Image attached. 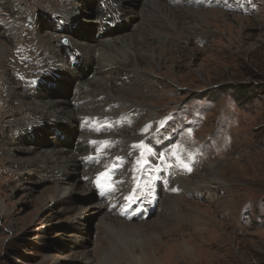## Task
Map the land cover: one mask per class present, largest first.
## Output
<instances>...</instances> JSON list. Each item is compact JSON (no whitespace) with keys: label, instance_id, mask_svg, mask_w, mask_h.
I'll list each match as a JSON object with an SVG mask.
<instances>
[{"label":"rangeland","instance_id":"obj_1","mask_svg":"<svg viewBox=\"0 0 264 264\" xmlns=\"http://www.w3.org/2000/svg\"><path fill=\"white\" fill-rule=\"evenodd\" d=\"M76 1L12 0L22 9L11 14L5 7L9 5L0 0V21L9 32L0 39V47H4L0 56V210L3 205L9 210L5 215L0 211V264H137L128 257L129 245H134L137 255L144 252L145 264H264V0H155L158 8L151 4L154 0L135 1L133 23H126L125 28L119 24L115 31L120 38L103 45L116 52L113 64L119 76H132L136 68L145 75L132 86L117 89L127 100L138 103L133 106L135 113L131 112L133 119L123 123L122 133L115 132L123 126L117 123L122 115L120 103L107 90L112 83L96 75L83 79L92 88L88 94L96 92L92 98L99 107L91 102L88 108H80L91 113L94 108L95 114L107 118L105 124H99L104 127L99 135L114 133L118 141L104 145L103 152L110 155L101 152L98 158L102 160L92 163L82 177L90 188L99 180L114 182V192L101 203L93 191L86 194L83 190V194L78 189L70 204L59 205L48 194L56 193L59 186L72 188L73 182L53 171H39L44 176L30 182V176L36 177L32 175L36 164L49 163L53 155L37 157L28 150L21 153L15 146L19 130L16 124L11 127L9 119L23 117L26 120L22 122L27 123L37 108L28 89L22 87L27 75L17 82L18 91L13 95L7 84L13 64L22 63V74L30 68L24 58H16L19 55L35 53V49L39 56L35 60L44 66L48 59L33 15L70 12ZM96 2L81 0L80 12L85 16L89 8H84V3L92 7ZM114 5L110 2L107 7L110 10ZM46 18L41 30L50 34L59 48H66L60 45L59 32L47 30ZM72 24L71 32L88 37L95 35L98 27L97 22L90 30L86 29L88 22ZM94 58L104 60L100 52ZM92 69L87 66L85 71ZM60 78L73 90L74 78L67 73ZM241 84L249 86L248 94L236 98L235 86ZM108 101L115 113H104L109 110L105 108ZM76 103L80 104L78 99ZM142 104L151 107L148 111L154 113L157 125L150 127L135 153L129 137L150 122ZM88 118L87 114L83 120ZM72 125L76 126V116L69 129L78 132ZM49 128L44 136L31 135L38 146H48L53 139L55 128ZM81 149L78 153L85 156ZM168 153L176 154L182 164L181 172L172 179L165 175ZM117 155L124 164L110 162ZM73 157L82 168L78 155ZM135 159L140 164L138 174H133ZM25 165L28 167L23 168ZM104 165L112 176L100 174ZM17 166L23 172L20 176ZM151 190L157 206L149 216L141 220L119 216L124 201L134 197L131 205ZM92 201L104 207L101 214L88 210ZM102 221L107 225L102 227ZM134 230L142 233L133 235Z\"/></svg>","mask_w":264,"mask_h":264},{"label":"bare ground","instance_id":"obj_2","mask_svg":"<svg viewBox=\"0 0 264 264\" xmlns=\"http://www.w3.org/2000/svg\"><path fill=\"white\" fill-rule=\"evenodd\" d=\"M99 1L100 0H98L97 4L92 5V7L88 3H84V5H85L84 8H87V7L89 8V10H87L89 12H87L85 16L80 12L81 11L80 8L83 5V4L81 5V0L76 1L75 5H73V7L70 9V12H65V11L54 12L53 11L50 14H48L46 12L45 13L46 16H44V15L39 16V15H35V14L33 15V22L35 23V26L37 29V37L39 39V42L44 44L45 49L47 51V56H48L47 57L48 59H47L46 63H44L45 65L43 66V68L47 69V72L44 75H42V79H46L47 82H50V81L56 82L58 84V86H57L58 89L56 91L48 89L49 84H46L45 86L42 87L41 91H38L37 89H35L33 91L27 90L30 93L29 98L31 99L32 103L35 104L34 105V106H36L35 108H37L36 111H34V116H33L32 120H27L28 121L27 123H23L22 121L26 120L23 117L16 118L15 120H13V118H12L13 121H10V119H9V122L12 123L11 124L12 128L14 127L13 124H16L18 127L19 132L17 135V141L15 142V146H17V148H19L20 152L21 151L24 152V151L28 150L30 153H32V155L37 156V157L43 156L42 154H44V153H49V154L52 153V155H53L51 157L52 161L49 158V160H50L49 163L47 162V164H44L42 162L41 164H38V165L36 164L35 169L36 168L37 169L32 172L33 173L32 175H35L36 177L30 176V182H32V183L36 182V180H39L40 176H44L43 173L39 172V171H44L45 173L53 171L54 172L53 174L61 175V179L67 178V179H71V181L73 182L72 188L59 186L56 190V193L48 194L51 201H53L54 203L59 202V205H60V203H63L65 205L68 202H70L71 201L70 197L73 195V192L75 190L80 189L78 191H80L81 193L83 192V190H85L84 192L86 194H89L93 191V188H90V185H89L90 183H88L86 181V179L84 177H82V173L87 168H89L90 165L92 167L93 164H83L82 165L81 162H79V166L82 167V168H80L81 169L80 170L78 168V164H77L78 159H75L73 157V155H75V157H76V154L78 155V157L83 156L82 153H80V154L78 153V151L80 150V147L82 148L81 150L84 151L85 156L95 155L96 157H98V155L101 154V152H103V150L101 149L102 146H104L106 144H108V145L116 144V141H118L117 137H114V136H117V134L115 135L114 133H112L111 135H107V134L106 135H101V134L99 135V133L97 134L95 132L96 127H98L99 124H105V120L107 118H104L103 116L95 114L96 112L93 111L94 108L92 109L93 114L90 111L85 112V110L80 108V107L88 108L90 106L91 102H92V105L94 107L96 106L95 99L93 100V98H92V95L94 94L95 91L91 92L92 88H90L89 83L83 81V79L85 80L84 77H86V79H88V78L92 79L94 75L99 76V77L103 76L112 83V86L107 87V90L112 94V97L114 96V101H119V103H120V104H117V106L118 107L120 106V110L122 111V115L119 118L120 119L119 122H117V123H118V127L120 125H121L120 127H122L124 125L123 123L126 121V119H130V117H132L131 112L133 110V106L138 105V103L135 100H127L124 93H119L117 89H122V86H125V85L132 86L135 82L139 81L140 79H143L145 76L143 71L140 68H136V71H134L135 73H133L132 76H129V77L119 76L116 72V70L119 71V69L115 66V64H113L116 62L115 60L117 57L116 58L113 57V55H115L116 52L113 50L108 51V48H105L103 46L104 43H106V42L108 43V45L109 44L111 45L115 41V39L117 37L120 38V36L118 34L119 32L117 33L116 31H111L106 26H105L106 28H104V25L102 24V19H103L102 17L107 16L108 14H114V16L117 18L115 20L120 21L121 27L123 26V28H125L126 23L127 24L133 23L132 21L136 15L133 13L132 10L134 9L133 8L134 3L137 0H106L105 9H103L100 6ZM141 1H143V0H140V2ZM148 1L152 2L151 0H148ZM174 1H176V0H174ZM3 2H5L6 4L9 5L10 8L7 6H5V7H6V9L9 10V12L11 14H13L15 11H19L22 9L21 5L20 6L18 5V8H16L17 5L12 3V0H7V1L3 0ZM110 2L112 4H116V5H114L115 7L113 9L109 10L107 5ZM151 4L152 5L154 4V7H156V8L159 7V6L155 5V4H157V2L155 0ZM56 14H58L59 19H57L55 21V23H56L55 27L48 24L47 30H51L52 32H59L60 34H65L66 29H67L66 24H69L71 22L79 20V21L88 22V24H87L88 26L86 28L88 30H90L91 25L94 26V24L97 22L98 27H97L95 35H93V36L89 35V37H88V35H85V33H80V32H76V31L69 33V31H68V34L65 36L68 37L69 44L66 45L67 47L65 46L66 48H59L58 45L55 44V40L51 38V35L46 33V31L41 30L42 22L45 21L44 19L46 17H49V20L52 19V17L55 18L56 16H54V15H56ZM28 20H31V18H29ZM53 20L54 19H52V22H53ZM58 20L64 21V25L62 26L61 30L57 26ZM48 23H49V21H48ZM169 25H170V23H169ZM131 26L133 27V25H131ZM83 29H81V31H84ZM8 33H9L8 32V26L0 23V39H4ZM6 39H8V38H6ZM3 48L4 47H2V48L0 47V56L4 53ZM115 49H117V51H119L117 47ZM66 51L71 52V53L72 52H74V53L78 52L80 55L76 58V61L80 60L81 65H79V63H71L70 61H68V59L65 56ZM96 51L100 52L101 56H104L103 62H100V61H98L97 58L96 59L94 58L96 53H97ZM0 60H1V58H0ZM50 60H53V62L49 63ZM105 60H106V63H104ZM94 61H96L95 62L96 66L94 65ZM48 63L50 65V67H48ZM21 64L22 63L13 64L14 68L12 69L13 70L12 75H10V77H11L10 81L11 82L7 84L8 87H11V90L13 92V93H11L12 95L16 93L15 91L17 90V88L15 85H17V82H23L24 78L22 79V77L27 75V74H22ZM86 65L91 66L93 68L92 69L93 71H91L92 75L90 77H88L87 74L86 75L84 74L83 76H79L78 74H80L82 72V70H81L82 67L86 66ZM79 66H80V68H79ZM16 73H18V74L16 75ZM64 73L69 74L72 78H74V80H76V83L74 84L73 90H70L71 92H69V95L67 94V90H66L67 87L65 86V83L60 78V75H64ZM73 73H74V76H73ZM27 76H29V75H27ZM57 76H59L58 79L51 80V79L56 78ZM6 77H8V76H6ZM138 77H140V79ZM48 79H50V80L48 81ZM36 80H37V78H32L31 84L33 82H35ZM54 82H52V83H54ZM116 82H117V84H116ZM22 87H26L24 82L22 84ZM89 88L91 90V91H89V92H91V94H88V92H87V90ZM19 91H21V89ZM17 94H18V92H17ZM18 99H19V97H18ZM77 99L79 100L80 104H77L75 106V100H77ZM98 100H100V99H98ZM112 105H113V103L108 101L105 108H107L109 110L108 111L106 110V112H104V111L103 112L104 113H111V112L115 113L116 111H114V107ZM101 106H103V104ZM96 107H99V106H96ZM142 108H144V112L147 113L145 115L146 121H150V122L147 124L145 123L146 124L144 126V127H146L145 129L138 130L137 133L133 132L131 134V138L129 137V139H132L131 140L132 143L130 144V147L133 149L132 151H134L135 153L137 152V147H138L139 143L143 140L144 136L146 134H148L149 131L152 130L150 127L157 125L156 118L153 117L154 113L152 111H148V109H150L151 107L143 105ZM75 109L77 110L78 113H82L84 115H82V114L77 115L73 111ZM134 111L132 113H135ZM139 111H141V110H139ZM85 114L86 115L88 114V116H89V118L86 119V121L83 120V118H85V116H86ZM20 116H22V115H20ZM75 116H76V124L79 123V125H80L81 123L85 122L86 125H90V129H87V127L85 126L84 130L80 131L79 125H78L77 126L78 132L74 131V130L71 131V129H69V127L72 124L73 117H75ZM35 117L38 119H34ZM110 119H112V118H110ZM132 119H133V117H132ZM130 121H132V120H130ZM9 122H7L8 125H9ZM49 124H51V125L49 126ZM133 124H134V121L132 122V125ZM110 126H111V128H114L113 125H110ZM49 127L55 128V129H53L54 130L53 135H52L53 137L51 136L53 139L51 140V142L49 143L48 146H43V145L38 146V144L36 143V140L34 141V139L32 138L31 135L32 134L33 135L39 134L40 136H44L49 131V129H50ZM74 127H76V126L72 125V128H74ZM124 130H125V128L123 126L121 131L116 130L115 132L122 133V131H124ZM57 131L60 134L65 135V137L69 141L73 138L72 141L75 142L74 145H72L73 143L72 144L70 143V147H68V145H66L64 140L62 141L58 138V134H56ZM134 135H136V137ZM39 139H41V138L39 137ZM9 141H11V139H9ZM7 142H8V140H7ZM89 144L92 145V149L90 151L88 150L89 148L87 146ZM93 148H94V150H93ZM14 149H15V147H14ZM14 149L12 148L11 150H14ZM8 152L12 153V151H8ZM23 152H21V153H23ZM102 154L106 157H108V155H110L107 152H103ZM176 156H177L176 154L170 155L168 153V157L170 159L168 160L169 165L166 166V168H165V173H166L165 175L168 174V176H170L171 179L176 175V172H177V174L181 172L180 167L182 166V164L179 165V163L176 159ZM100 159H101V157H100ZM114 160L120 161V164H124L123 158H121V156H119V155H117L116 158H111L110 162H112V163L116 162ZM17 163H18V161H17ZM17 163L15 162V164H12V166H16ZM31 163H33V162H31ZM106 164H108V163L106 162ZM104 166H105V168L103 167L99 171L100 174H102L104 176H108V177L112 176V172H110L108 170L106 165H104ZM17 167L19 169V166H17ZM26 167H28V165H25L23 168H26ZM117 167H119V165ZM133 169L135 170L133 172V174L134 173L138 174L140 172L139 171L140 170V164H139L138 160H136V159H135V162L133 163ZM16 172L19 174V176L21 175V173H23L20 169L16 170ZM29 175H31V174H29ZM113 179H115V178H113ZM214 179H215V177H214ZM30 182L28 181V183H30ZM84 192H83V194H84ZM93 194H94V191H93ZM68 204H70V203H68ZM103 209H104V207H102L101 204L98 205L97 201L90 202L89 206H88V210L92 211L93 213L99 212V214H101L103 212ZM0 211L2 214L5 215L9 210L3 205V207H1ZM104 225H107V222L102 221V227H104ZM78 233H81V230L78 231ZM141 233H140V231H137V230H134L132 232V234L136 235V236L140 235ZM74 235H77V234L74 232ZM123 235H124V233H123ZM120 237H122V236H120ZM74 238L77 240V236H75ZM133 246H131V245L127 246V249L130 248L129 253H128L129 259L132 261H136L137 264H145L144 259L146 256H145L144 252H142L141 255L135 254L133 251ZM119 254H120V252H119Z\"/></svg>","mask_w":264,"mask_h":264},{"label":"trees","instance_id":"obj_3","mask_svg":"<svg viewBox=\"0 0 264 264\" xmlns=\"http://www.w3.org/2000/svg\"><path fill=\"white\" fill-rule=\"evenodd\" d=\"M235 90H236V94H237L236 98H240V97L246 96L248 94L249 86L241 84V85L235 86ZM237 100H239V99H237ZM78 124L79 123L76 124V127L78 126Z\"/></svg>","mask_w":264,"mask_h":264},{"label":"water","instance_id":"obj_4","mask_svg":"<svg viewBox=\"0 0 264 264\" xmlns=\"http://www.w3.org/2000/svg\"><path fill=\"white\" fill-rule=\"evenodd\" d=\"M66 40L65 39H60V42H65Z\"/></svg>","mask_w":264,"mask_h":264}]
</instances>
